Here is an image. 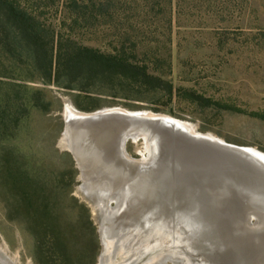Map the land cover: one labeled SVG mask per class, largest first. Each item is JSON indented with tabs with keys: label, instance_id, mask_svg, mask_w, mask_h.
Here are the masks:
<instances>
[{
	"label": "rangeland",
	"instance_id": "obj_1",
	"mask_svg": "<svg viewBox=\"0 0 264 264\" xmlns=\"http://www.w3.org/2000/svg\"><path fill=\"white\" fill-rule=\"evenodd\" d=\"M105 1L108 9L90 0H17L42 25L46 60L6 47L0 27V117L6 121L0 122V158L13 154L44 186L73 247L87 245L92 224L94 264L163 258L166 264H264V225L246 220L264 213V163L246 151L264 153V0ZM71 40L125 52L165 82L149 90L67 88L71 77L62 71L57 78L55 69L59 42ZM69 105L84 113L122 108L165 114L224 144L156 126L150 145L144 136L128 138L127 151L144 163L131 166L120 142L139 122L125 113L72 121ZM2 182L0 176V264H39L35 236L19 214L10 213L12 197ZM119 190L136 215L117 223L102 202ZM156 193L164 205H155L169 211L172 223L159 234L137 210L150 207Z\"/></svg>",
	"mask_w": 264,
	"mask_h": 264
},
{
	"label": "trees",
	"instance_id": "obj_2",
	"mask_svg": "<svg viewBox=\"0 0 264 264\" xmlns=\"http://www.w3.org/2000/svg\"><path fill=\"white\" fill-rule=\"evenodd\" d=\"M90 1V5L96 4L101 9H108L105 0L100 1V4L96 0ZM0 27L6 29L4 40L1 41L4 43L6 40V47H12L21 55L27 53L37 62L46 60L42 25L17 0H0ZM53 50L48 67L50 78L54 75ZM62 71L65 76L71 77L65 87L79 91L94 90L97 93L118 89H156L165 82L125 52H106L74 40L68 41L65 46L62 41L58 44L55 69L57 78ZM261 117L264 119V115ZM0 122H6L3 115ZM7 155L0 158V176L12 197L9 211L19 214L27 228L33 232L39 264H82L84 259H87L84 264H94L98 247L92 224L88 223L91 236L87 245L84 248L73 247L71 234L65 232L58 216L50 209L44 186L22 170L13 154Z\"/></svg>",
	"mask_w": 264,
	"mask_h": 264
},
{
	"label": "bare ground",
	"instance_id": "obj_3",
	"mask_svg": "<svg viewBox=\"0 0 264 264\" xmlns=\"http://www.w3.org/2000/svg\"><path fill=\"white\" fill-rule=\"evenodd\" d=\"M69 109H70V116L71 117V120L75 121V120H78V121H82V122H93V121H98V119L102 118L103 116H110V115H113V113H125L127 114V120H130V121H137L139 122L140 124V127L138 126L137 128L135 127L134 130L132 131H129L125 134L124 138L122 139V142H120V148H121V151L122 153L124 154L125 158L127 159V162L129 165L131 166H139L141 164H144L143 161L141 162L140 160H135L133 158V156L127 151V148H126V145H127V142L129 141L128 138L133 136L136 140H138V138H140L141 136H144L146 137V142L147 144L150 143L151 141V138H155L156 135V132H155V127L156 126H165L167 128H171V129H174V130H184V131H187L189 132L190 134H195V136L197 137H200L201 139H204V140H208V141H212V142H215V143H221L224 144L222 142V140L218 139L217 137L213 136L212 134H201L198 129L193 126L192 124L190 123H187V122H183L181 120H177L173 117H170L168 115H165V114H156V113H153V112H141V116H134L135 113H132V112H135V111H127V110H124L122 108H117V109H114V110H104L101 111V112H95V113H84V112H81V111H78L76 108H74L72 105H69ZM138 112V111H137ZM131 113V114H130ZM120 114V116H121ZM129 114V115H128ZM122 118V116L120 117ZM124 118V117H123ZM115 119V118H114ZM134 124V123H133ZM130 125V124H129ZM138 125V124H137ZM131 127V126H130ZM72 127L68 126V129L65 133V138L67 140H69V132L71 130ZM127 128V127H126ZM133 128V127H132ZM73 131V130H71ZM73 132H71V139ZM180 136V135H179ZM199 138V139H200ZM150 145V144H149ZM188 146V145H187ZM186 146V147H187ZM223 146V145H222ZM150 147V146H149ZM193 147V146H192ZM240 149V148H238ZM79 150V149H78ZM148 150V149H147ZM192 150V149H191ZM246 151L251 154L252 156H254V158L256 157V159L260 160L261 162L264 163V153L262 152H259L258 150L256 149H250V148H247ZM149 152V151H148ZM198 152V151H197ZM79 153V152H78ZM246 153V152H245ZM215 154V153H214ZM218 154V153H217ZM150 157H152L153 154L151 155V153H149ZM229 156V155H228ZM124 158V159H125ZM178 158V157H177ZM176 158V159H177ZM180 158V157H179ZM152 158H149V157H146L145 160H147V162H149V160H151ZM184 159V157H183ZM255 161V160H254ZM186 162V160H185ZM205 162V161H204ZM188 163V162H186ZM180 164V163H179ZM190 164V162H189ZM184 165V164H183ZM227 166V165H226ZM191 167V166H190ZM230 168V167H229ZM135 169V168H134ZM185 169V168H184ZM139 171V169H138ZM131 176L132 173H131ZM174 190V189H173ZM90 191V190H89ZM91 192V191H90ZM89 192V193H90ZM121 190H119L118 192H115L116 194V197L114 196H110L108 202H106V204L104 202H102L103 204V208L106 210L107 212V215L109 218H116V222L118 223L119 222V219L121 218L122 220L127 218L128 216V213L130 214H133L136 215L135 213V210L133 211V208L131 207V204H129L128 202L130 201L129 199H125V197L123 196V193H120ZM105 193V192H104ZM93 193L91 192L90 195H92ZM159 193H156L154 195V197L151 199L153 200L154 199V202H152L150 205V207H147L145 208V206H143L141 209H137L140 211V213H142L143 215L146 213V219L148 221H152L151 223L147 222L146 225H151L150 227H152V229L154 231H156L157 234H159V232L161 233V231L163 232L166 228L165 225H169V224H172V223H169V219L167 217V214H169V211L167 210H163L162 206L164 205V203H162V199L159 197L158 195ZM104 194L101 193V196H103ZM103 200V199H102ZM113 200H115L117 202V205H114L113 204ZM150 200V201H151ZM104 201V200H103ZM157 202H160L162 203L163 205H159L158 207L155 205L157 204ZM159 204V203H158ZM132 208V210H131ZM251 213V212H249ZM253 214V215H252ZM252 214H249L248 217L246 218L247 220V223L252 225V226H262L264 225V213L262 211H255L254 213ZM123 215V216H122ZM257 217L256 221L253 220V217ZM136 219V218H135ZM103 222V221H102ZM143 223V220H139V225ZM166 223V224H165ZM175 224V223H173ZM176 224H179V223H176ZM125 222H123V225H122V231H127V226H125ZM180 225V224H179ZM178 225V229H177V233H180L181 235L184 234V232H186L185 230H182L183 228H180V226ZM141 226V225H140ZM248 226V225H247ZM251 226V228H252ZM130 227V226H129ZM168 227V226H167ZM249 227V226H248ZM175 228V227H174ZM255 228V227H254ZM256 229V228H255ZM122 232V233H123ZM167 233V232H166ZM159 236V235H158ZM165 238V237H164ZM153 239V238H152ZM166 239V238H165ZM168 239V238H167ZM204 239V238H203ZM153 245H157L159 242L154 238L153 240ZM159 241H161V238L159 239ZM212 246H210L212 253L214 254V249L216 247L215 244H211ZM158 246V245H157ZM213 249V250H212ZM226 253V252H225ZM212 254V255H213ZM230 254V253H229ZM223 256V254H221ZM221 255H218V256H221ZM217 256V255H215ZM225 258V255L223 256ZM213 258H214V255H213ZM226 258H225V263H226ZM152 264H166V260L163 258V259H160V260H157V261H154V260H151ZM4 264H7L6 262L3 261ZM215 263H218V264H221V262H215ZM226 264H229L226 263Z\"/></svg>",
	"mask_w": 264,
	"mask_h": 264
},
{
	"label": "water",
	"instance_id": "obj_4",
	"mask_svg": "<svg viewBox=\"0 0 264 264\" xmlns=\"http://www.w3.org/2000/svg\"><path fill=\"white\" fill-rule=\"evenodd\" d=\"M132 113H135L134 114V116L136 117V116H141V112L140 111H135V112H132ZM131 114V113H130ZM69 126V125H68ZM72 127V126H71ZM67 129H68V127H67ZM97 221H98V224H99V229H100V233L102 232V230H103V223H102V221L99 219V217L97 218Z\"/></svg>",
	"mask_w": 264,
	"mask_h": 264
}]
</instances>
